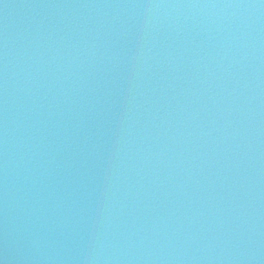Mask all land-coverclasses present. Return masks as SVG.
<instances>
[{
	"label": "water",
	"instance_id": "water-1",
	"mask_svg": "<svg viewBox=\"0 0 264 264\" xmlns=\"http://www.w3.org/2000/svg\"><path fill=\"white\" fill-rule=\"evenodd\" d=\"M0 264H264V0H0Z\"/></svg>",
	"mask_w": 264,
	"mask_h": 264
}]
</instances>
